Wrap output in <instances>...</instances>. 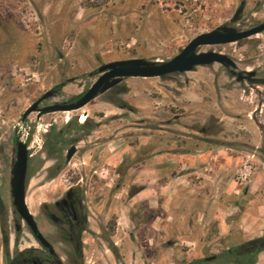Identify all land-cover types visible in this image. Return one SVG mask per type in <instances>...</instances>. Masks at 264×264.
<instances>
[{"label": "rangeland", "instance_id": "374dc122", "mask_svg": "<svg viewBox=\"0 0 264 264\" xmlns=\"http://www.w3.org/2000/svg\"><path fill=\"white\" fill-rule=\"evenodd\" d=\"M242 2L233 25L264 20V0H0V134H32L31 210L73 184L85 190L86 264H187L264 235V83L256 81L264 80V32L199 47L254 70L252 81L238 80L220 63L198 65L141 79L148 88L120 95L127 110L101 94L81 109L22 119L64 81L45 102L81 95L103 63L170 59L197 34L232 22ZM86 112L95 128H66L76 118L83 122ZM53 127L64 131L56 144H44ZM76 136L78 151L67 160L68 140ZM168 142L208 155L174 170L157 168ZM218 149L231 154L225 163L212 156ZM248 157L255 170L240 185L237 170ZM1 245L0 232L3 264ZM256 264H264V251Z\"/></svg>", "mask_w": 264, "mask_h": 264}, {"label": "flooded vegetation", "instance_id": "af4514ba", "mask_svg": "<svg viewBox=\"0 0 264 264\" xmlns=\"http://www.w3.org/2000/svg\"><path fill=\"white\" fill-rule=\"evenodd\" d=\"M237 19H240L239 15ZM234 22L235 20L232 19V22L226 24L233 25ZM261 22H264V20ZM237 28L243 29L247 27L237 26ZM226 44L228 43L221 45ZM225 67L229 70L230 73L236 75L238 80L241 81H252V76L255 75L254 70H251L254 71V73L249 74V70H239L237 69V67ZM123 81L119 84L123 83ZM60 89H62V87L58 88L57 86V88L48 90L52 94L49 97L43 99L41 102H39L37 110L33 111L36 112L37 117L39 119L43 115L47 114L43 113L39 115V110L44 108L45 106L53 104L55 102L73 101L84 93L83 92L78 97L70 100L45 102L47 99L55 96L60 91ZM103 94H106L108 96V91ZM41 96H39L36 100L41 98ZM123 109L127 110L128 107H125ZM23 114L22 119L26 121L30 114H28L26 117H24ZM86 116L89 117L88 113ZM75 120H77V118ZM79 122H81L80 118ZM46 131L47 132L44 135V144L54 145L55 143L53 141L58 142V138L59 136H61L64 129L55 130V128L53 127V130L49 129ZM31 137V133H28V135L24 138L22 135H20L19 132L13 130H6L2 134H0V232L2 239L1 247L4 252L3 264H86L84 256V233L86 232L88 226L89 206L85 198V190L82 188L81 185L79 186L78 184H73L59 193L56 192L55 194L46 197L42 202H40L39 205H35L33 210H31L28 206L31 214L33 215V221L35 226H33V224L28 222L21 215L16 205L14 204L11 180L12 170L18 158L19 142H23L24 144H26V148L28 151V166L26 174V194H28L31 182V160L33 157L31 152ZM81 139V137L76 136L68 140L69 147L67 148V154L69 149L73 145H75L76 150L72 157L77 153L78 142ZM66 158L67 160H71V158L69 159L67 155ZM4 231H6L7 233V238H5ZM22 241H24V246H22ZM231 247L223 249L221 252ZM221 252L209 258H211L213 261L215 260L214 262L221 261L223 262V264H231V261L228 262L226 259H215L216 256L219 255Z\"/></svg>", "mask_w": 264, "mask_h": 264}, {"label": "water", "instance_id": "95a60500", "mask_svg": "<svg viewBox=\"0 0 264 264\" xmlns=\"http://www.w3.org/2000/svg\"><path fill=\"white\" fill-rule=\"evenodd\" d=\"M243 7L244 2L241 3L233 20H238L237 17L242 12ZM263 31L264 22L243 29H239L235 25L222 24L209 31L197 34L184 48H182L181 51L165 61H156L144 57H131L103 63L98 68L100 75L80 97L73 101L55 102L47 105L39 110V115L55 111L80 109L99 94L105 93L127 77H163L174 73L190 71L198 65H211L214 63H220L227 67L236 68L237 64L235 60L228 54L214 49L201 51L199 50V47L204 45H221L235 42L249 38ZM251 73H254V71L249 72V74ZM51 94L50 91L43 94L41 98L36 100L25 110L23 116L26 117L31 112L37 110L39 102L49 97ZM75 150V145L71 146L67 154L69 159L72 157ZM27 166L28 151L26 144L19 142L18 158L12 170L11 180L14 204L21 215L35 226L33 215L31 214L26 201Z\"/></svg>", "mask_w": 264, "mask_h": 264}, {"label": "trees", "instance_id": "16d2710c", "mask_svg": "<svg viewBox=\"0 0 264 264\" xmlns=\"http://www.w3.org/2000/svg\"><path fill=\"white\" fill-rule=\"evenodd\" d=\"M247 39V38H245ZM244 39H241L242 41ZM163 77H168L163 76ZM258 82L264 83V80H256ZM65 84V81L59 84L58 88H61ZM128 90L126 84H118L115 87L108 90L107 100L116 104L121 108L128 107L126 102L120 97V95ZM119 96V97H118ZM98 125L97 122H94L89 117L86 118L84 122H79L78 120H71L66 124V128H78L83 129L86 132H89L91 129L95 128ZM202 132L208 133V127L202 126L200 128ZM56 144V141H53ZM5 238H7V233L4 231ZM264 250V235L256 237L243 245L234 246L227 250H224L215 259H226L231 264H255L257 261L258 254ZM213 260L209 257L196 258L189 261L187 264H210ZM215 261V260H214ZM228 264V263H225Z\"/></svg>", "mask_w": 264, "mask_h": 264}, {"label": "crops", "instance_id": "0c3cea01", "mask_svg": "<svg viewBox=\"0 0 264 264\" xmlns=\"http://www.w3.org/2000/svg\"><path fill=\"white\" fill-rule=\"evenodd\" d=\"M148 78H153V77H134L132 76V77L125 78L124 81L126 82L128 90L124 94L126 95L129 92L138 93V91L148 88L146 86L141 87L142 83H145V84L150 83V82H147L146 80H141V79H148ZM162 78H165V77H162ZM129 79H133V80L130 81ZM175 88L180 90V88L177 86ZM175 88L173 86H170L168 89L171 90L172 92V90H175ZM124 99H126L125 96H124ZM199 100L202 101V98H199ZM133 102L134 104H136V101H133ZM183 103L189 104V102H183ZM215 112L216 111H214L212 114H216ZM195 134L197 135V133ZM199 135H202V134H199ZM203 150L204 149H197V148L193 150H189L185 148L177 149L174 144L171 143L170 145L169 143L168 146L164 150H159L157 153V168L162 169L165 167L164 164H166L168 170L170 171V170L177 169V167L179 166L191 165L193 162L197 160L201 162L202 157L205 155H208L207 152ZM212 156L217 157V158L222 157L223 160L219 159V163L220 162L225 163L224 162L225 158L229 159V157H231V154L225 151L224 149H218L215 153H212ZM170 183H172L171 179L169 180V184Z\"/></svg>", "mask_w": 264, "mask_h": 264}, {"label": "built area", "instance_id": "2783aa9c", "mask_svg": "<svg viewBox=\"0 0 264 264\" xmlns=\"http://www.w3.org/2000/svg\"><path fill=\"white\" fill-rule=\"evenodd\" d=\"M255 170L254 162L251 158H246L237 170L236 181L240 185L247 184Z\"/></svg>", "mask_w": 264, "mask_h": 264}, {"label": "bare ground", "instance_id": "6f19581e", "mask_svg": "<svg viewBox=\"0 0 264 264\" xmlns=\"http://www.w3.org/2000/svg\"><path fill=\"white\" fill-rule=\"evenodd\" d=\"M26 201L28 202L27 204H28V206L30 207V203H29V200L26 198Z\"/></svg>", "mask_w": 264, "mask_h": 264}]
</instances>
